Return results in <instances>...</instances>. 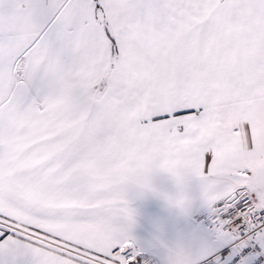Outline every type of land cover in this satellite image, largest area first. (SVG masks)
I'll return each mask as SVG.
<instances>
[{
	"label": "snow or ice",
	"instance_id": "6c2138e0",
	"mask_svg": "<svg viewBox=\"0 0 264 264\" xmlns=\"http://www.w3.org/2000/svg\"><path fill=\"white\" fill-rule=\"evenodd\" d=\"M0 264H264V0H0Z\"/></svg>",
	"mask_w": 264,
	"mask_h": 264
}]
</instances>
